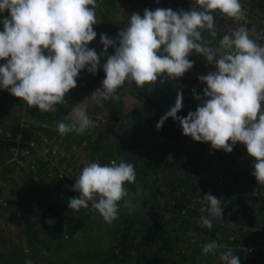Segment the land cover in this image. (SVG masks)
I'll return each instance as SVG.
<instances>
[{"label":"clouds","instance_id":"1","mask_svg":"<svg viewBox=\"0 0 264 264\" xmlns=\"http://www.w3.org/2000/svg\"><path fill=\"white\" fill-rule=\"evenodd\" d=\"M196 4L198 9L190 11L158 8L145 10L143 17L133 13L116 39L101 34L104 51L98 54L89 48L97 36L93 28L97 0H0V13L10 14L0 20V61H6L0 65V88L30 108L54 113L77 87L83 70L93 75L98 72L101 57L110 47L115 54L107 56L102 88L91 97L97 104L119 101L118 91L126 85L151 89L158 78L161 82L182 78L193 68L188 57L195 53L216 68L199 77L207 85L203 97L193 90L202 104L186 118L179 117L183 95L178 92L175 105L157 123V130L172 118L186 137L210 143L214 150L232 153L237 143L245 145L254 159L251 174L264 184V45L241 25L225 34L219 46H211L218 34L214 14L241 22L246 19L245 9L241 0H196ZM205 32L212 40L205 39ZM70 119L71 123H58L61 135L82 134L94 126L83 107L74 108ZM135 182L131 163H90L75 180L72 190L79 195L69 199V208L87 209L91 202V208L112 223L118 218L121 202L129 212L135 210L125 187ZM204 199L209 205L208 217H201L200 225L211 229L213 220H223L224 210L221 199L212 194ZM220 247L212 241L202 245V252L216 255ZM219 260L240 264V257L231 249L220 252Z\"/></svg>","mask_w":264,"mask_h":264},{"label":"trees","instance_id":"2","mask_svg":"<svg viewBox=\"0 0 264 264\" xmlns=\"http://www.w3.org/2000/svg\"><path fill=\"white\" fill-rule=\"evenodd\" d=\"M129 4L135 6L134 0H97V24L93 26L97 36L89 44L90 49H95L98 54L104 51L100 42L101 34H106L112 39L117 38L118 33L128 25L131 15L136 10L134 7L130 8ZM114 54L115 49L110 47L107 53L101 57V67L95 75L90 74L87 69L79 74L77 87L71 90L72 94L69 97V104L77 102L75 97L77 99L78 96L81 98L82 95L84 99L89 97L90 91L95 92L94 87L92 88L94 84L97 85V89H100L99 86H102V81L106 75L102 66L106 62L107 56ZM188 59L193 64L197 62L195 60L197 58H194L192 54L189 55ZM201 72H204V66L199 64L195 65L194 70H189L182 78L177 80L169 79L161 82L162 78H158L155 86L151 89H148L147 86L144 89H140L135 84L126 85L118 91L123 99L124 97L126 98L119 102L122 111L115 120L102 121L101 119V121H97L99 118L94 116V114L90 118L93 120L94 126L87 131L86 137H90L91 140L98 139V145H95L91 140L89 141L88 138L85 139H88V144L95 146L94 148H97V151L100 152L103 146L104 149L110 152L108 156H105V153L98 155L96 162L101 165H109L111 156L117 163L123 161L133 164L136 171V182L125 185L132 194L131 203L135 210L129 212L123 204L120 205V210H123V212L120 211L118 213L117 222L108 224L110 228L105 233L107 242L104 247H100L98 252H91V257L96 264H222L219 260V253L226 250L221 249L217 251L216 255L209 254L205 256L202 248L198 246L204 240H208L205 236L208 234V228L200 225L199 212L192 207V201L190 200L189 194L195 193L197 189L192 187L191 191L189 185H183L182 183L186 182L181 180L180 177L178 178L179 175H176L173 179L166 177L170 166H173L172 168L177 166V170L179 169L180 172L186 171L183 167L190 159L186 155L188 149L184 145V138L187 137L183 134L179 122L172 118H168L165 121L161 130L158 131L156 127L160 119L175 105L178 92L183 95V107L177 115L186 118L189 112H193V98L191 99L190 97L192 94L184 92V88L188 84L191 85L190 90L196 88L197 80L195 77L199 76ZM5 103L8 104L9 102L5 101ZM11 107L12 105H7V108L12 109ZM63 107L64 110L61 114L64 117L65 114H68L67 110L72 105L69 107L67 105L62 106L61 108ZM53 119L59 122L61 116L58 119L48 113L46 120L50 126L47 122L44 126L40 124L34 126L39 136L43 135V133L48 138L50 136L56 138L61 135L56 128L57 122L55 125L52 123ZM99 130H101V135H97ZM173 133H175V136L176 134L180 136L179 141H177L180 148L179 145L177 148L175 146L172 147ZM61 136V138L64 137L63 135ZM71 141L72 136L69 138V146L67 148L72 145ZM56 143L57 148L65 150L63 142L58 140ZM60 149H58L57 155H61L64 158ZM39 169L40 167L38 166L36 172L28 171L26 173L30 176L39 177L38 175H42ZM198 169V165L191 167V171L189 170L190 172L188 171L187 174H192L193 176ZM163 170L166 175L162 173ZM68 173L70 172L68 171ZM66 177L68 176L66 175L58 180H63ZM233 178L236 183H243L244 181V177L242 178L235 174ZM69 184L73 186L70 185L60 191L59 186H56L57 188L54 189L53 195L57 199L56 202L49 200L47 207L32 213V215H41V218L33 221L36 222L35 228L39 226V229H41L47 225L45 223L48 220L46 217L51 209L50 217L57 216L55 218L56 222L53 221L55 222V227L62 233V226L65 224V228L68 227L65 230L66 233L74 232L75 228H71L70 223L74 220L76 221V213L78 211L71 209L73 215L75 214L72 217L69 211H63L58 208L61 207L58 206V203H60L58 201L65 200L69 194H73L72 189L75 182L70 183L69 181ZM137 190H139V195L136 194ZM237 207L238 211L241 212L242 208L240 206ZM261 211L263 213L258 220L254 219L251 225L236 226V232L232 233L238 236L247 234L249 237L261 233L260 229L264 228V208ZM244 225H246L245 228H243ZM32 236L34 237V235ZM191 236L192 243L189 242ZM193 237L196 238V242ZM209 239H211V236H209ZM34 240L37 241L36 238ZM36 247L30 244L29 254L21 248L9 249L0 236V264H26L23 261L29 260L30 257L39 256ZM234 255L237 254L234 253ZM238 256L240 257V264H264V254L253 258H245L242 256L241 251H238ZM43 264L52 263L45 260Z\"/></svg>","mask_w":264,"mask_h":264},{"label":"rangeland","instance_id":"3","mask_svg":"<svg viewBox=\"0 0 264 264\" xmlns=\"http://www.w3.org/2000/svg\"><path fill=\"white\" fill-rule=\"evenodd\" d=\"M136 4L138 5V2H136ZM136 4L135 6L129 4L131 6L130 8L132 7L136 8L137 7ZM135 12L137 11L134 10V13ZM0 65L2 64L0 63ZM96 86H97L96 84L92 86V88L94 87L93 89L95 91L97 89ZM99 87L100 89L102 88V86H99ZM6 93H7L6 96L4 93L0 94V123L2 124V126L4 125L3 121H5L6 123L10 122L11 126H14L13 122L14 123L15 121L17 122V120H15L18 114V113L16 114V111L20 110L19 118L21 117L22 119L23 117V119L25 120L29 119L34 122V125H32V129L28 130V133L26 136L30 139L34 138L35 142L37 143L36 147L38 149H41L43 146L49 145V144H55V146H57L56 142L58 140H60V142H63L62 144L65 150L63 149L61 150L60 148L58 149L61 150L62 152L61 154L64 155V158L61 157V155L56 154V156L55 155L52 156L49 160L53 165L55 164V167L52 166L49 163V161H45L44 159L42 160V159L36 158V161H37V165L40 167L39 169L40 173L43 172V170L44 171L52 170V171H55L56 173L59 169H61L64 172L66 171V175L68 177L64 178L63 180H57V179L55 180V179H49V178L45 179L44 176L38 175L40 174L38 173L37 175L39 177L32 176L30 179L26 178V181L23 183L24 189L26 190L22 192L20 197L17 198L19 199L20 202H18L17 199H13L15 198L12 196L13 193L8 194L9 206L7 209L2 210L4 223L0 224V236L4 244L9 249L21 248L23 251L27 253L30 252V249H29L30 244L37 246L36 251L38 252L37 254H39V256L30 257L29 260L32 261V264H43L45 260H47L49 263H52V264H96L94 259H92L91 257V252L92 253L98 252L100 250V247H104L105 243L107 242L106 241L107 237L105 233L110 228V226L108 225L110 223L105 222V220L98 213V211L93 210L91 208V202H89V208L87 209L82 208L76 213V221L74 220L73 222L70 223V227L75 228L74 232H71V233L65 232V230L68 228V227L65 228V224H63L62 226L63 228L62 233L58 230L57 227H55L54 223L56 222L55 218L57 216L50 217L51 209L48 211L49 212L47 216L48 220L45 222L47 223V225L45 227L43 226L41 229H39V226H37V228H35L34 225L32 226V224L27 219L32 218L31 211L36 210V206H40L39 208L47 207L49 200H51V197H53L54 195L53 189L57 188L56 186H59L58 188L60 191L61 189L67 188L68 186L72 185V184H69V181L70 183L75 182V180L79 177L80 173L82 172L83 168L86 165L96 162L97 156L100 155L101 153H105V156H108L110 152L104 149L103 146L101 147L102 150H100L99 152L97 151V148H94L95 146L89 145L88 139L89 141L91 139L90 137H86V133L88 130L82 134H76L75 132H71L66 135H63L64 136L63 138H61L62 137L61 135H58V137L56 138L54 136L53 137L50 136L48 138V136L45 133L39 136L34 126L39 125V124L44 126L48 120V118L46 120V116L48 113L47 112L41 113L38 108H30L24 101L22 100L20 101L19 98L14 97L13 95L9 94V91L6 90ZM92 93L94 92L90 91L89 97H85V99L83 95L81 96V98H79L78 96V99L75 97L76 99L75 101L77 102L73 101L74 102L73 104L68 103L69 97L72 94L71 92L68 93L65 97L66 103L62 105H57L56 106L57 110L54 113H50V115L59 119L60 116L63 117L61 113L63 112L64 107L63 108L61 107L66 106V105L67 107H69L72 105V107L67 110L68 114L67 115L65 114L64 116L65 118L60 119L59 122L65 120L64 121L65 123H71V119H70L71 113L73 109L77 107L85 108L89 118H92L94 114V116L99 118L97 121H101V119L102 121L103 120L104 121L105 120L106 121L115 120L118 117V114L121 113L122 111V107L119 102L121 100H124L126 97H124L123 99V97H121L120 95L121 93L118 92V95L120 96L119 101L109 99L107 101L102 100L99 104H97L95 101L91 100V97L93 95ZM5 101L9 103L6 104ZM19 102L21 103L19 104ZM7 105H12L11 107L12 109H9L10 107L7 108ZM5 112H7V114H10V115L8 116L5 115ZM21 119L20 120L18 119V126H19V123L22 121ZM56 122L57 120L53 119L52 123H54V125ZM59 122H57V124ZM54 128L52 129L54 130ZM56 128L58 129L57 126ZM7 129L17 130V128H13V127L7 128ZM97 129H101V128H97ZM119 132L123 133L124 129H123V132L122 131H119ZM99 133L97 135H101V130H99ZM173 134H174V137H173L172 147L175 146V148H177V146L179 145L177 141H179L180 136H178L177 134L175 136V133ZM70 136H72V141H71L72 145L67 148V146H69L68 141H69ZM85 138H88V139H85ZM187 139L192 144V139L190 137H187ZM91 141L94 142L95 145H98L97 143L99 141L98 139L91 140ZM179 148H180V145H179ZM186 155L189 156L188 153ZM110 158L111 160L113 159L111 156ZM189 162L192 163V161L188 159V162L186 164H188ZM186 164L184 165V167L187 166ZM216 166L218 167V169L224 168V165L222 163H219ZM172 167L173 166H170L168 168L167 175L164 174V170L162 172L164 175H166L167 178L169 177L170 179L171 178L173 179L176 175H179L178 176L179 178L181 175V176L187 177V178L182 177L181 180H184L186 182L190 180L192 183V178H193L194 184L200 183L199 178H198L199 176L198 177L196 176L197 177L196 178V177H193L192 174H187L185 171L180 172L179 169L177 170V166L175 168H172ZM191 167L192 166L189 167V170L191 169ZM67 168L70 173L67 172ZM7 170L9 173L15 172L14 170H17L18 172H20L19 175H20L21 181L23 178L22 175L27 174L13 166L9 167ZM246 179L247 178L244 177V181L242 180L244 183V186L245 185L249 186V180L248 179L246 180ZM182 184L185 185V184H188V182L182 183ZM189 187L192 191V185H189ZM226 188L227 187L219 186L217 188H213V192L207 193V194H212L217 199L222 200L225 197H229L227 194L229 192L226 191ZM196 192L189 194L190 200L192 201V203L194 202L193 201L194 199L195 200L197 199V196L199 194ZM246 192L247 190L245 188L241 189L239 186L235 187L234 191L230 193V196L232 197V198L229 197L230 203L226 207H222L224 210V216H223L222 222L220 223L218 222V220L212 221V228L211 229L208 228V234L205 235L208 238V240H204L201 245H198L200 246L199 248H202V245L206 243L216 241L221 246L218 250L231 249L233 254L235 253L238 255V251L240 250L238 249V247H236V245L238 246L240 245L241 236H238L233 240H231L229 236L231 234H234L232 232L236 230V226L240 227L243 224L251 225L252 221H254V219L258 220L261 215V214L252 215V213H247V209H245L244 202H242L244 201L242 197L244 195L246 196ZM72 193L73 194L72 195L69 194L65 198V200L62 199L61 201H58L60 202L58 203V206H61V207H58V206L57 207L60 210L69 211V214L73 217L75 214L73 215V212H71V209L69 208V205H68V201L70 198H74L77 195H79V193L75 191H72ZM128 199L130 200L133 199L132 194L130 192H129ZM56 200L57 199L54 198L53 202H56ZM200 201L205 202V203L207 202L204 199V194H202L201 199H198L199 204H201ZM137 202H139V200H137ZM241 203L243 204L241 207L242 214L237 209L238 208L237 206H239L237 204H241ZM121 204H123V202H121L120 205ZM64 207L66 208L64 209ZM120 211L123 212V210H120L119 208V212ZM200 213L201 212H199V216H198L199 220H200V215H201ZM205 217H208V213L205 214ZM209 218L211 219V217ZM49 221H51L52 223H49ZM115 221L117 222V220H114L112 223H114ZM32 235H34V237ZM209 236H211V239H209ZM38 237L42 239L40 240V238ZM34 238H36L37 241H35ZM193 238H194L193 240L196 242V238L195 237ZM33 240L34 242H32ZM189 242L192 243V236ZM23 262H26V261H23Z\"/></svg>","mask_w":264,"mask_h":264},{"label":"built area","instance_id":"4","mask_svg":"<svg viewBox=\"0 0 264 264\" xmlns=\"http://www.w3.org/2000/svg\"><path fill=\"white\" fill-rule=\"evenodd\" d=\"M138 2V5L136 4ZM241 3L245 9L246 19L241 22H235L232 19L222 16L220 13H215V24L217 27V37L212 40V37L208 35L207 32L204 33V37L207 40H212L213 47L219 46V41L223 38L225 34H230L235 28L244 25L248 28L251 38L255 39L259 44L264 45V0H241ZM136 4V11L143 17L145 10L155 11L158 8L172 9L173 11H179L181 9L185 11H190L191 8L198 9L196 0H134V5ZM10 15L9 13H0V20L4 16ZM0 31H3V24L0 23ZM192 56L197 58L195 65L202 64L204 66V72H201L199 76H196L197 84L196 88L190 90L191 85H185L184 92H188L191 99L193 98V112L196 111L197 107L202 104V101L195 99L193 90L196 95L203 97V90L207 87L206 84L199 80L202 75H207L209 72L216 71L214 65L209 64L203 57L198 56L193 53ZM1 64L6 63V61H0ZM194 67L192 70H194ZM193 87V84H192ZM4 93L6 96V90L0 88V94ZM10 94V92H9ZM21 117L19 118V120ZM17 130H8L0 123V224L4 223V218L2 215V210L7 209L9 206L8 194L11 188L15 187L12 179L11 173L8 172L9 167H15L20 169L22 172L26 173L28 171L36 172L38 169L36 158L44 159L49 161L50 158L58 154V148L55 144H49L38 149L37 143L34 138H28L26 135L29 129H32L34 122L32 120L21 119ZM185 147L188 149V154L192 163L186 164L184 167L186 173L189 171V167L199 166V169L193 177H198L200 183L194 184V179L192 178V183L188 180V184L195 187L196 193H199L197 199L193 200L192 207L197 211L201 212L200 218L205 217L208 213V202L198 203V199H201L202 194L213 192V188L219 186L227 187L226 191L229 197L230 193L234 191L235 187L239 186L241 189L245 188L247 190L246 196L244 195L242 199L244 201L245 209L247 213H252V215H260V212L264 208V184H259L255 177L251 174L253 171L254 159L249 156L246 146L237 143L233 149L232 153H227L224 150H214L210 143H200L192 140V144L186 138ZM115 160H110L111 162ZM49 163L55 167L50 161ZM222 163L224 168L218 169L217 164ZM194 165V166H193ZM13 169V168H12ZM68 172V168H67ZM41 174L45 179H61L66 176V171L59 169L56 173L55 171L43 170ZM243 176L249 180V186H244V183L233 182V176ZM187 178L181 176L180 178ZM196 177V178H197ZM190 179V178H188ZM246 179V180H247ZM186 182V181H185ZM186 182V183H187ZM188 184H185L187 186ZM237 189V188H236ZM225 197L221 200V206L226 207L230 203V198ZM232 198V197H231ZM54 198L51 197V200ZM203 204V205H202ZM247 206H246V205ZM242 207L241 204H237ZM200 206V207H199ZM18 216V215H17ZM19 218V217H18ZM222 222V220H218ZM247 225V224H246ZM243 228H245V226ZM261 233L255 236L249 237L247 234L241 235L240 245H236L241 251L242 256L245 258H253L257 255L264 254V228L260 229ZM238 237V235L231 234L229 238L231 240Z\"/></svg>","mask_w":264,"mask_h":264},{"label":"crops","instance_id":"5","mask_svg":"<svg viewBox=\"0 0 264 264\" xmlns=\"http://www.w3.org/2000/svg\"><path fill=\"white\" fill-rule=\"evenodd\" d=\"M19 112H20V110H17L16 111V114H17V116H16V119L15 120H17V122L15 121V123L13 122V125L14 126H11V123L10 122H5V121H3V123H4V125H5V127H7V128H17V126H18V119H19ZM5 115H10V114H7V112H5ZM65 117H61V119H64ZM7 124V125H6ZM3 125V126H4ZM15 172H12L10 175H12V179H13V182H14V184H15V187L14 188H12L11 190H10V193H13V197H15V198H13V199H17L18 197H20L21 196V194H22V192H24L26 189H24V182L26 181V178H28V179H30L32 176H30V175H28V174H24V175H22V181L20 180L21 178H20V172H18L17 170H14ZM21 174H23V173H21ZM53 192H54V189H53ZM17 194H19V195H17ZM15 195V196H14ZM18 200V202H20L19 201V199H17ZM17 200H16V202H17ZM40 206H36V210H33V211H31V213H34L35 211H39V210H41V209H43L44 207H42V208H39ZM31 216V215H30ZM41 215L39 214V215H32V218H29V219H27L31 224H32V226L34 225V226H36V222H33L34 220H36V219H39V218H41L40 217ZM45 217V216H44ZM47 219H48V217H46ZM50 219V218H49ZM33 222V223H32Z\"/></svg>","mask_w":264,"mask_h":264}]
</instances>
